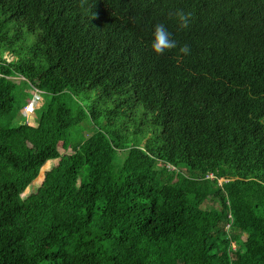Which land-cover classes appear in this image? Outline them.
<instances>
[{
    "label": "trees",
    "instance_id": "trees-1",
    "mask_svg": "<svg viewBox=\"0 0 264 264\" xmlns=\"http://www.w3.org/2000/svg\"><path fill=\"white\" fill-rule=\"evenodd\" d=\"M0 264H264V0H0Z\"/></svg>",
    "mask_w": 264,
    "mask_h": 264
},
{
    "label": "rangeland",
    "instance_id": "rangeland-1",
    "mask_svg": "<svg viewBox=\"0 0 264 264\" xmlns=\"http://www.w3.org/2000/svg\"><path fill=\"white\" fill-rule=\"evenodd\" d=\"M10 60H12V57H9ZM23 79L22 77H18V78H13L12 80L16 81L17 83L20 82V80ZM49 101V97L45 96L43 93H37L34 98L31 101L30 104V108L26 111V113L21 112V116L25 117L27 119V122L29 123H34L38 121V119L40 118V114L43 111L44 106L46 105V103ZM25 110V109H24ZM24 120L20 117L19 119L17 118L15 121V124L18 125L20 123H23ZM91 131H85V134L88 135ZM61 150L62 152L65 153H70L71 150L70 148L67 147V145L63 144L61 146ZM126 158V154L122 153V154H118L117 155V159H116V164L117 165H121L124 161V159ZM58 162V160H50L46 163V165L42 168L41 173L39 178L37 179V181L35 183H33L29 188H27L25 195H27L30 191H36L40 184L43 181L44 178V172L46 169L50 168L51 166L53 167L56 163ZM159 166L161 167V164H159ZM220 184L223 183V180H220ZM244 240V238H243ZM243 242V241H241ZM234 249H243L242 245L238 246L237 244L233 245Z\"/></svg>",
    "mask_w": 264,
    "mask_h": 264
},
{
    "label": "clouds",
    "instance_id": "clouds-1",
    "mask_svg": "<svg viewBox=\"0 0 264 264\" xmlns=\"http://www.w3.org/2000/svg\"><path fill=\"white\" fill-rule=\"evenodd\" d=\"M179 17V21L181 22L183 27H188L190 25V16L191 13L184 12L183 10L177 13ZM177 47V41L172 38L171 33L165 24L159 23L155 26L153 32V38L151 41V48L156 54H163L169 49H173ZM180 51L184 54L190 53V48L187 44H184ZM31 103V102H30ZM29 103V104H30ZM28 104V105H29Z\"/></svg>",
    "mask_w": 264,
    "mask_h": 264
},
{
    "label": "built area",
    "instance_id": "built-area-1",
    "mask_svg": "<svg viewBox=\"0 0 264 264\" xmlns=\"http://www.w3.org/2000/svg\"><path fill=\"white\" fill-rule=\"evenodd\" d=\"M31 104V103H30ZM30 104L29 105H27L24 109L25 110H23V112L24 113H26V111L30 108ZM207 178H214V175L213 174H208L207 176H206ZM220 182V181H219ZM221 183V182H220Z\"/></svg>",
    "mask_w": 264,
    "mask_h": 264
}]
</instances>
